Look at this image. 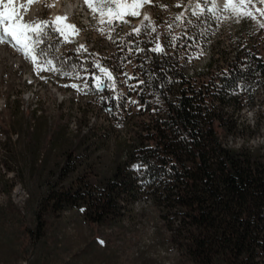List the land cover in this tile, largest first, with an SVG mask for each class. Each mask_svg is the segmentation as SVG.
<instances>
[{
  "label": "rangeland",
  "instance_id": "rangeland-1",
  "mask_svg": "<svg viewBox=\"0 0 264 264\" xmlns=\"http://www.w3.org/2000/svg\"><path fill=\"white\" fill-rule=\"evenodd\" d=\"M55 2L13 0L11 7L19 22H55V11L63 13ZM226 2L215 7L214 0H150L140 15L108 25L107 15L93 13L81 0H63L64 8L72 3L78 10L71 18L77 36L61 35L52 26L41 36L30 33L38 41L32 45L36 63L17 52L20 47L11 37L0 43V264H187L169 243L168 230L150 200L135 203L119 224L97 225L86 219L83 208H53L49 187L69 189L78 177H111L122 145L150 118L135 95L145 82L141 68L146 62L126 40L142 23L160 36L173 57L178 36L192 39L180 51L182 62L174 57L190 74L204 70L218 50L227 51L228 58L216 63L213 74L227 73L238 38L250 47L261 42L264 56V16L256 11L264 10V0H248L250 18L232 8L225 11ZM111 94L120 103L115 112L105 104ZM237 96L244 105L240 123L261 128L249 144L261 143L264 88ZM226 110L233 112L230 105ZM243 138L224 141L240 146ZM70 152L82 167L64 181L59 168ZM40 224L42 230L31 234Z\"/></svg>",
  "mask_w": 264,
  "mask_h": 264
},
{
  "label": "trees",
  "instance_id": "trees-1",
  "mask_svg": "<svg viewBox=\"0 0 264 264\" xmlns=\"http://www.w3.org/2000/svg\"><path fill=\"white\" fill-rule=\"evenodd\" d=\"M137 29L126 40L146 62L141 68L145 82L135 95L150 118L122 145L111 177H78L69 189L51 184L48 203L57 210L83 208L88 221L104 225L119 224L125 211L148 199L159 211L180 261L264 264V139L249 144L261 128L240 123L244 105L237 96L264 88L261 42L250 47L238 38L227 73L213 74L216 63L228 58L227 51L218 50L204 70L190 74L174 57L182 62L180 51L191 38H176L173 57L146 22ZM105 104L112 112L120 107L113 94ZM229 105L233 112L226 110ZM240 135V146L224 141ZM64 157L59 178L65 181L82 166L75 154ZM40 216L35 215L37 224Z\"/></svg>",
  "mask_w": 264,
  "mask_h": 264
},
{
  "label": "snow or ice",
  "instance_id": "snow-or-ice-1",
  "mask_svg": "<svg viewBox=\"0 0 264 264\" xmlns=\"http://www.w3.org/2000/svg\"><path fill=\"white\" fill-rule=\"evenodd\" d=\"M32 2L33 0H29V3ZM146 2H150V0H133L131 4L124 3L123 0H84V3L93 13L99 12L102 16L107 15L109 17L106 21L108 25H112L114 20L123 21V17L125 16H138V9ZM12 3L13 0H7V3H5L4 0H0V4L3 5V11H0V25L3 26V32L0 33V43L5 42L7 37H11L12 40L19 45L20 49L24 51L26 57L32 59L33 63H36V54H34L32 45L38 43V41H33L32 37L29 35L30 33L41 36L44 34V29L46 27L52 26L53 31L61 35H65L66 30H70L71 34H78L75 25L66 23L68 19L66 16H57L55 22L46 20L19 22L15 15V9L11 7ZM247 7L248 0H238L236 4H233L232 0H228L224 5V10L228 11L229 8H232L245 18H250L253 14L247 11ZM256 11L264 16V10L256 9ZM145 18L147 19V17ZM6 21L7 23H5ZM101 22L104 23L105 21ZM59 24L63 26H57ZM135 31H139V29H135ZM51 63V61H47V64L51 65ZM97 67H99V65H97ZM100 70L106 72V69L101 68ZM108 75L110 77V73H108ZM72 87L78 86L73 84ZM135 167L139 168L140 165H136Z\"/></svg>",
  "mask_w": 264,
  "mask_h": 264
},
{
  "label": "bare ground",
  "instance_id": "bare-ground-1",
  "mask_svg": "<svg viewBox=\"0 0 264 264\" xmlns=\"http://www.w3.org/2000/svg\"><path fill=\"white\" fill-rule=\"evenodd\" d=\"M225 0H214V6L215 7H218V6H220L221 5V3L222 2H224ZM81 2H84V0H81ZM123 2L124 3H128V4H131V3H133V0H123ZM5 3H7V2H5ZM55 7H56V10L58 9L59 11H60V13L61 12H63L62 14H59L58 12H56L55 11V13H54V15H53V17H54V20H55V18L57 17V16H61V17H63V16H66L68 19H67V21H66V23L67 24H71V25H75L73 22H72V12H74L75 11V9H76V6H75V4H70V6L68 7V8H64L63 7V0H56V2H55ZM198 8H199V6H198ZM142 7L141 8H139L138 9V11H139V15L142 13ZM0 11H3V5L2 4H0ZM64 11H66V14H64ZM103 17V16H102ZM15 22V21H14ZM5 23H7V21L5 22ZM59 26H63L62 24H59ZM75 28L77 29V26L75 25ZM65 33H67V34H69L70 36H72V37H75V36H77V34H71L70 33V30H66L65 31ZM19 46V45H18ZM17 51V50H16ZM17 52H20V54L24 57V58H26V55H25V53H24V51H22L21 49H20V51L18 50Z\"/></svg>",
  "mask_w": 264,
  "mask_h": 264
}]
</instances>
